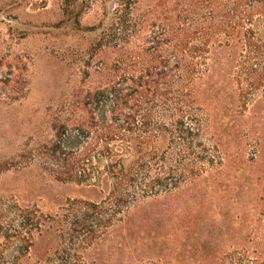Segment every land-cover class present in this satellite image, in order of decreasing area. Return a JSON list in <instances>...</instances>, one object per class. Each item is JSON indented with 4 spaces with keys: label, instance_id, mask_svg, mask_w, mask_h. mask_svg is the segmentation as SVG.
<instances>
[{
    "label": "trees",
    "instance_id": "16d2710c",
    "mask_svg": "<svg viewBox=\"0 0 264 264\" xmlns=\"http://www.w3.org/2000/svg\"><path fill=\"white\" fill-rule=\"evenodd\" d=\"M131 2L114 5L112 25L124 29L118 40L120 82L107 80L84 101L71 104L72 117L59 124L55 142L42 150L58 181L108 191V197L102 204L73 201L67 216L44 226L45 236L53 232L62 241L66 225L77 222L71 221L77 209L85 220L114 209L129 214L160 197L185 198L205 210L216 207L220 192L224 198L233 193L247 208V222L251 210H262L264 0L187 3L175 17L150 24L136 16ZM144 23L143 28L157 26L158 33L134 52L129 45ZM233 69L240 71L234 100L225 90L226 97H220L216 88L219 77L228 83ZM259 92L261 99H252ZM78 111H84L81 119ZM245 147L252 156L241 162ZM208 234L206 244L212 230ZM69 250L60 264H83ZM247 264H264L259 243L247 245Z\"/></svg>",
    "mask_w": 264,
    "mask_h": 264
},
{
    "label": "rangeland",
    "instance_id": "374dc122",
    "mask_svg": "<svg viewBox=\"0 0 264 264\" xmlns=\"http://www.w3.org/2000/svg\"><path fill=\"white\" fill-rule=\"evenodd\" d=\"M237 1L247 3H131L136 16L150 24L175 17L187 3ZM115 3L119 0H0V261L60 264L68 247L83 264H247V245L259 243L264 250V197L260 214L251 210L248 222L238 196L224 198L220 192L216 207L205 210L185 198L163 197L149 199L144 209L129 214L114 209L85 220L77 209L71 220L77 222L66 225L62 241L53 232L42 233L44 226H53L52 218L68 215L73 201L102 204L108 197V191L58 181L42 150L55 142L59 124L72 117L71 104L84 101L107 80L120 82L118 40L124 29L112 25ZM142 28L129 45L134 52L158 33L157 26ZM238 72H228V83L217 79L220 97H226L225 90L237 98ZM256 95L252 99H261L262 92ZM75 115L81 119L85 114ZM251 156L245 147L241 162ZM208 230L212 236L206 244Z\"/></svg>",
    "mask_w": 264,
    "mask_h": 264
}]
</instances>
